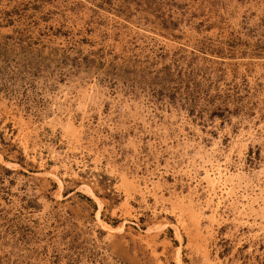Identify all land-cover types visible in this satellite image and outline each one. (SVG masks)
<instances>
[{"label": "rangeland", "instance_id": "obj_1", "mask_svg": "<svg viewBox=\"0 0 264 264\" xmlns=\"http://www.w3.org/2000/svg\"><path fill=\"white\" fill-rule=\"evenodd\" d=\"M0 264H264V0H0Z\"/></svg>", "mask_w": 264, "mask_h": 264}]
</instances>
